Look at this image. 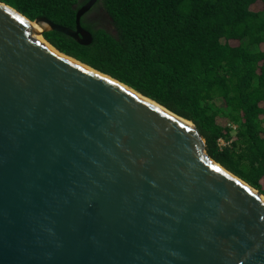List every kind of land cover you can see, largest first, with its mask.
<instances>
[{
  "label": "water",
  "instance_id": "95a60500",
  "mask_svg": "<svg viewBox=\"0 0 264 264\" xmlns=\"http://www.w3.org/2000/svg\"><path fill=\"white\" fill-rule=\"evenodd\" d=\"M94 2L74 28L0 2V264H264V196L193 122L44 39L88 44Z\"/></svg>",
  "mask_w": 264,
  "mask_h": 264
},
{
  "label": "trees",
  "instance_id": "16d2710c",
  "mask_svg": "<svg viewBox=\"0 0 264 264\" xmlns=\"http://www.w3.org/2000/svg\"><path fill=\"white\" fill-rule=\"evenodd\" d=\"M87 1L0 0L70 28ZM80 25L88 44L43 37L193 122L209 156L264 196V0H95Z\"/></svg>",
  "mask_w": 264,
  "mask_h": 264
},
{
  "label": "flooded vegetation",
  "instance_id": "af4514ba",
  "mask_svg": "<svg viewBox=\"0 0 264 264\" xmlns=\"http://www.w3.org/2000/svg\"><path fill=\"white\" fill-rule=\"evenodd\" d=\"M97 15H98L97 13L96 14H92V12H91V13H89V15H86V19H89L90 20L91 18H93V20H94V19H96Z\"/></svg>",
  "mask_w": 264,
  "mask_h": 264
},
{
  "label": "rangeland",
  "instance_id": "374dc122",
  "mask_svg": "<svg viewBox=\"0 0 264 264\" xmlns=\"http://www.w3.org/2000/svg\"><path fill=\"white\" fill-rule=\"evenodd\" d=\"M260 4H261V2L260 1H258V2H256V3H253L252 4V6H251V8H258V7H260Z\"/></svg>",
  "mask_w": 264,
  "mask_h": 264
},
{
  "label": "bare ground",
  "instance_id": "6f19581e",
  "mask_svg": "<svg viewBox=\"0 0 264 264\" xmlns=\"http://www.w3.org/2000/svg\"><path fill=\"white\" fill-rule=\"evenodd\" d=\"M34 38L38 39V40H43L39 35H34ZM44 43H46L45 41H43ZM48 45V44H47ZM50 47V46H49ZM52 48V47H51Z\"/></svg>",
  "mask_w": 264,
  "mask_h": 264
},
{
  "label": "built area",
  "instance_id": "2783aa9c",
  "mask_svg": "<svg viewBox=\"0 0 264 264\" xmlns=\"http://www.w3.org/2000/svg\"><path fill=\"white\" fill-rule=\"evenodd\" d=\"M226 142H224L222 139H218V144L219 145H224Z\"/></svg>",
  "mask_w": 264,
  "mask_h": 264
}]
</instances>
